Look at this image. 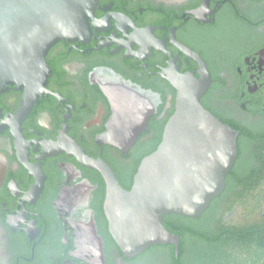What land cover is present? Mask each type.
<instances>
[{
    "label": "flooded vegetation",
    "instance_id": "1",
    "mask_svg": "<svg viewBox=\"0 0 264 264\" xmlns=\"http://www.w3.org/2000/svg\"><path fill=\"white\" fill-rule=\"evenodd\" d=\"M262 7L264 0H98L89 32L49 50L41 95L0 89V264H177L173 244L123 253L110 231L106 180L85 158L105 161L131 189L176 109L175 85L198 78L202 58L211 83L201 103L240 131L226 186L239 182L241 149L264 143ZM118 77L156 107L126 153L102 141L114 113L105 89Z\"/></svg>",
    "mask_w": 264,
    "mask_h": 264
},
{
    "label": "water",
    "instance_id": "2",
    "mask_svg": "<svg viewBox=\"0 0 264 264\" xmlns=\"http://www.w3.org/2000/svg\"><path fill=\"white\" fill-rule=\"evenodd\" d=\"M97 4L98 0H0V89L26 86L41 95L50 73L49 50L62 39L89 32ZM199 60V77H186L175 85L176 109L157 148L141 160L131 189L122 186L105 161L85 158L106 180L110 231L126 256L158 243L175 245L178 254L180 236L163 224L164 215L199 218L225 189L237 158L240 131L201 103L211 74ZM105 90L114 113L102 141L126 153L156 107L151 94L121 77Z\"/></svg>",
    "mask_w": 264,
    "mask_h": 264
},
{
    "label": "trees",
    "instance_id": "3",
    "mask_svg": "<svg viewBox=\"0 0 264 264\" xmlns=\"http://www.w3.org/2000/svg\"><path fill=\"white\" fill-rule=\"evenodd\" d=\"M259 143L249 144V153L241 149L245 167L237 170L239 182L231 180L199 218L166 214L167 228L180 236L177 264H264V143Z\"/></svg>",
    "mask_w": 264,
    "mask_h": 264
}]
</instances>
